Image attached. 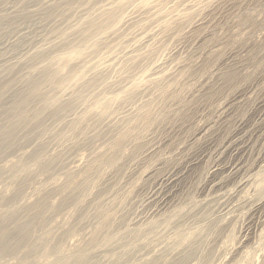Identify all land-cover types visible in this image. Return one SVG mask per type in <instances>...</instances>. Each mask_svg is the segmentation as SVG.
<instances>
[{"label":"rangeland","instance_id":"374dc122","mask_svg":"<svg viewBox=\"0 0 264 264\" xmlns=\"http://www.w3.org/2000/svg\"><path fill=\"white\" fill-rule=\"evenodd\" d=\"M53 1L30 2L32 19L0 35V238L11 218H31L24 206L42 199L46 208L31 238L1 255L0 264H264V0L126 1L114 26L122 27L113 28L121 35L108 31L106 46L86 58L92 72L104 73L94 89L39 131L24 126L43 100L73 95V84L64 93L50 85L69 64L32 83L26 75L64 53L68 47L58 41L89 12L44 21L39 11ZM2 3L3 14L20 7V0ZM109 3L99 0L91 10ZM148 49L154 55L146 65L124 70ZM135 81L134 99H121ZM115 94L117 105L94 115L92 102ZM7 133L19 139L5 149ZM62 151L66 162L44 165ZM110 155L99 166L97 159ZM19 161L20 175H8ZM90 169L93 184L62 205Z\"/></svg>","mask_w":264,"mask_h":264},{"label":"bare ground","instance_id":"6f19581e","mask_svg":"<svg viewBox=\"0 0 264 264\" xmlns=\"http://www.w3.org/2000/svg\"><path fill=\"white\" fill-rule=\"evenodd\" d=\"M5 1L6 0H1V2H3V3ZM33 1H37V0H20V7L19 8L17 7L15 11H13L11 13L9 12L10 14H8V13L7 14H5V13L3 14L2 12H1L2 14L0 13V35L2 33L6 32L8 29H10L12 27H17V24L18 23H20V22H28V21H30L32 19L33 13L29 10L28 4L30 2H33ZM97 1H99V0H54L48 6L45 5L44 8L41 7V10L39 11V13H40L41 18L44 19V21L45 20L47 21L49 19H52V18H54L56 16H61L63 19H65L68 22L71 18H73L77 14V12L79 10L88 9L89 12L85 16V18H84V20H83V22H82L81 25H78V26H75V27L72 26L69 30L66 31L67 32L66 37L63 40L58 41L57 44H59V43L64 44L66 47H68L67 50L64 53H62V54H59V55L54 56V57H50L44 63V65H45L44 68H41V69L36 70V71H31V73L28 72L29 74L26 75V78H25V81L27 83H30V82L32 83L33 81L36 80V78H38L41 75L45 74L49 69H51L56 64L63 63V62H68L69 65L62 67V69L52 79L50 85L52 86L53 89L63 92L65 89H66V91H68L67 87L69 85L73 84V86H74L73 95H72V92H71V97H69V98L68 97L64 98L62 96L61 98H57V99H54V100L53 99L52 100L51 99H44L43 100L42 108L40 110H38L33 116H30L28 118V121H27L26 125L24 126L25 128L39 129V131H40L41 129L44 128V125L46 123L47 118H49V117H58V116L62 115L63 113H65V116H66V114L68 112L72 111V109H74L76 107V105L78 104V102H81L84 98H87L89 96L90 91L94 89V87H95L98 79L104 74L102 72H96V73L95 72H92L93 67L87 65L86 58L89 55H94V54L96 55V54H98L99 51L102 50V48H104L106 46L105 37H106V33L108 31L112 30L113 32L112 31L111 32L114 34V30H117L118 31V29H113V28H116V27L117 28L118 27L120 28V27H122V26H118L119 24L116 27H114V26L116 25V23H117V21L119 19L120 20L122 19L121 18V15H122V13L124 11H126V9L124 10V6L126 7L127 5H130V4H127L128 0L121 1V2H118V3L116 2L115 4H112L113 3L112 2L113 0L112 1L110 0V3L112 2L111 3L112 6L109 5L110 7H108V8H105L104 7V9H101V10H98V11H96V10L93 11V9L91 10L92 6ZM134 1H136V0H134ZM141 1H144V0H141ZM147 1L148 0H145V2H147ZM151 2H152V0H151ZM3 3H2V5H3ZM42 3H43V1H42ZM139 3H141V2H139ZM139 5H140V7L142 6L141 4H139ZM143 5H145V4H143ZM146 5H147V3H146ZM13 6H14V4H13ZM35 6L37 7V5H35ZM10 7L13 8L12 6H10ZM146 7H148V6H146ZM4 10H6V9L4 8ZM2 11H3V9H2ZM5 12H7V11H5ZM124 16H127V15H124ZM124 22L125 21H122L123 25H124ZM122 23H121V25H122ZM54 31L57 32L58 31V28H55ZM119 31H121V30H119ZM119 31L117 32L118 34L115 33L118 36L120 34ZM123 32L124 33H127V31L125 32V30H123ZM124 33L122 35H124ZM109 35L110 34L108 33L107 34L108 41H109V38H110ZM125 36L126 35H124V37ZM124 37L122 36L120 39H122ZM118 40H119V37H118ZM124 40H127V39H124ZM124 40H123L122 43L125 44V42H128V41H124ZM83 42H87V44H83ZM124 44H122V45H124ZM122 45H120L119 47L123 48ZM114 49H115V46H114ZM127 49H128V47H127ZM150 49H152V48H150ZM150 49H148V50L150 51ZM153 50H154V52H153ZM153 50H151L150 52H148L146 50L147 52L145 53V51H144V53L143 54L141 53V55H139L137 53V55H139V56H135V57L131 55L132 58L126 64V67H124V70H126V71L129 72L132 69H134V68H136V67L141 66L142 64H144V62L146 61V59L150 58V59H148L150 61L151 58H152V55H154L153 53H155V49L154 48H153ZM114 51H116V50H114ZM43 53H39L37 55V57H41L43 55ZM105 56H107V55H105ZM149 61H147V62H149ZM147 62H146V64H147ZM102 63H103V61H102ZM146 64H144V65H146ZM93 65H94V63H93ZM97 65H98V63H97ZM126 71H125V73H126ZM139 71H141V70H139ZM118 72H119V70H118ZM137 78H138V76H137ZM0 79H1V75H0ZM115 80L117 81V79H115ZM142 80H143V78H142ZM132 83H134V82H132ZM135 83H136V81H135ZM137 83H136V85L133 88H130V90L127 93V95L120 96L121 99H123L125 101L126 100L127 101L129 100L130 101V99H134L135 95H137V87H139L141 85L140 82L138 83L139 86L137 85ZM153 83H154V81H153ZM69 88H72V86L71 87L69 86ZM121 88L123 89V87H121ZM124 89H126V88H124ZM110 93H112V92L110 91ZM99 94H98V96H99ZM108 94L109 93H107V95ZM122 94H125V92L122 93ZM66 95H68V94H66ZM112 96H111L112 98H110V97L105 98L104 96L103 97H97L92 102L93 105H95V107H96V112H95L94 115H97L98 116V114H99V116H102V115H105L106 113L108 114V112H110L114 108L113 107L114 104L116 103V101H119L120 99L119 98H116V94H115V97H114V95H112ZM116 105H117V103H116ZM121 105H122V103H121ZM93 109H94V107H93ZM85 115H88V113H85L83 116H81V118L78 120L79 123L76 124V125H80L83 122V119H84ZM73 126H75V125H73ZM110 126H111V124H110ZM109 131H111V127H110ZM1 139H3L1 141L3 142V147L5 146V149H6L7 147L11 146L16 139H19V133H7V134H4ZM84 143L85 142H83L82 144H84ZM120 144H121V139H117L116 142L114 143V146L118 147ZM67 150L68 149L66 148V151ZM36 151H38V152H36L35 154H32L34 156V159L39 158L38 155H37L39 153V150H36ZM64 151H65V148H64ZM101 155L102 154H100V156ZM65 156H67L66 155V152H63V151H62V153L61 152H58V154H56V156H54V157L51 156L50 158H48V160H46L44 162V165L47 166V167H55L57 165H61L62 162H63V160L65 159ZM96 158H98V157H96ZM97 160L99 161V163H98L99 166H102V165H104L106 163H110L111 162L112 155L107 156V157H103L102 156V158H99ZM15 161H18V160H15ZM11 164H13V162ZM15 164H16V162H14V168H13V170H12V168H10L12 170V172L9 173L8 175H10V176L12 175L13 177H16L17 178L20 175L21 171L24 169L25 164H24L23 161L22 162L19 161L16 166H15ZM3 166H4V164H3ZM94 175H95V172H91V169L88 170L85 173V176L81 179V181H79L76 185L72 186V188L70 189L68 195L64 197V199L61 202V204L63 205L64 203L70 201L75 195H77V194L85 191L87 188H89L90 185L93 184ZM176 175L174 174L173 176H176ZM173 176L172 177H169L168 176V178H170V181H175L176 178L173 177ZM168 178H166V179H168ZM214 182H215V180H214ZM166 183H168V182H166ZM166 183H165V185H166ZM53 185H55V184H53ZM47 186H46V188H47ZM17 194H18V189L15 191V193L13 194V196H11L12 198L9 201L10 202L14 201L16 199V197H17ZM44 207H45L44 202L41 199L39 201H36L34 204L32 203L30 205L24 206L23 209H25V210H31L32 213H34V214H32V216H31V218L29 220H27V221H21L17 217H13V218L10 219L11 220V226H10L9 233L5 237L0 238V256L3 255L6 252H9L14 247L21 246L24 242L28 241L31 238V236H32V226H34V223L36 221V218L40 214L41 215L44 214V212L46 210V208H44ZM5 215H6V213L5 214H3V213L1 214V212H0V221H3L4 220ZM159 257L162 258L161 256H159ZM59 259H61V258L55 259L52 262H49L50 261L49 260L48 263L46 262V264H58ZM186 259H187V257H186ZM73 262L74 263H77L78 262V258H75ZM163 262H164V260H163ZM172 264H178V262H173Z\"/></svg>","mask_w":264,"mask_h":264}]
</instances>
